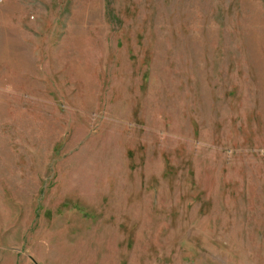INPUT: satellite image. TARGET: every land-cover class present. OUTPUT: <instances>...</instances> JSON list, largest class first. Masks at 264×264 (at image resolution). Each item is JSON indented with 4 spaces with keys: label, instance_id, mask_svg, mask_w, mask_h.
<instances>
[{
    "label": "rangeland",
    "instance_id": "374dc122",
    "mask_svg": "<svg viewBox=\"0 0 264 264\" xmlns=\"http://www.w3.org/2000/svg\"><path fill=\"white\" fill-rule=\"evenodd\" d=\"M0 264H264V0H0Z\"/></svg>",
    "mask_w": 264,
    "mask_h": 264
}]
</instances>
